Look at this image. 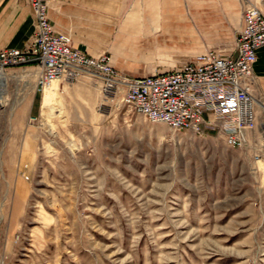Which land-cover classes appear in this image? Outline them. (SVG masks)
Segmentation results:
<instances>
[{
  "label": "rangeland",
  "instance_id": "obj_1",
  "mask_svg": "<svg viewBox=\"0 0 264 264\" xmlns=\"http://www.w3.org/2000/svg\"><path fill=\"white\" fill-rule=\"evenodd\" d=\"M162 1L85 0L56 31L132 77L232 51L236 31ZM6 73L0 264H264L257 146L152 122L88 75L43 89L32 66Z\"/></svg>",
  "mask_w": 264,
  "mask_h": 264
},
{
  "label": "built area",
  "instance_id": "obj_2",
  "mask_svg": "<svg viewBox=\"0 0 264 264\" xmlns=\"http://www.w3.org/2000/svg\"><path fill=\"white\" fill-rule=\"evenodd\" d=\"M27 1L35 18L32 38L23 48L0 47V73L32 66L36 84L43 89L54 80L69 82L88 75L100 82L106 98H120L152 122L194 134L216 130L228 146L253 144L255 156L264 154L258 111L264 103L254 95V65L264 46V12L255 4L243 11L236 55L207 50L172 71L132 77L107 53L91 55L76 47L71 36L56 31L49 17L50 0Z\"/></svg>",
  "mask_w": 264,
  "mask_h": 264
},
{
  "label": "crops",
  "instance_id": "obj_3",
  "mask_svg": "<svg viewBox=\"0 0 264 264\" xmlns=\"http://www.w3.org/2000/svg\"><path fill=\"white\" fill-rule=\"evenodd\" d=\"M88 3V0H87ZM154 5L148 1L147 7ZM163 7L172 4L185 5L196 19L208 21L220 29L238 33L243 27V11L249 4H255L264 12V0H163L157 2ZM85 0H50L49 17L56 30H67L68 24L75 23L84 16ZM35 29L33 10L27 0H0V47L23 48ZM79 47L84 43L75 42ZM219 52V51H218ZM220 53V52H219ZM223 55H236L235 45L232 51ZM258 58L254 65V95L264 103V46L258 49Z\"/></svg>",
  "mask_w": 264,
  "mask_h": 264
},
{
  "label": "bare ground",
  "instance_id": "obj_4",
  "mask_svg": "<svg viewBox=\"0 0 264 264\" xmlns=\"http://www.w3.org/2000/svg\"><path fill=\"white\" fill-rule=\"evenodd\" d=\"M6 72H1L0 73V99L1 101L3 100V94L5 93V90H6V84H7V77H6ZM59 80H54L52 81L50 84H48L46 87H49L51 86L50 88L54 87L55 82H57ZM54 83V84H53Z\"/></svg>",
  "mask_w": 264,
  "mask_h": 264
}]
</instances>
